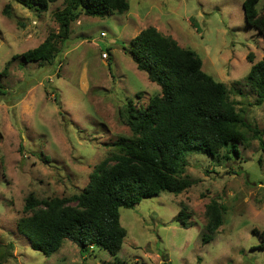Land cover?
<instances>
[{
    "label": "rangeland",
    "instance_id": "374dc122",
    "mask_svg": "<svg viewBox=\"0 0 264 264\" xmlns=\"http://www.w3.org/2000/svg\"><path fill=\"white\" fill-rule=\"evenodd\" d=\"M244 1L128 0L125 14L81 15L49 64L26 63L21 55L59 33L54 13L64 0L44 13L0 0V74L11 62L1 78L7 95L0 98V264H264V249H256L264 246V149L248 132L238 154H186L184 176L193 181L186 192H162L121 209L127 236L117 256L97 247L82 254L69 240L46 256L17 229L31 215L25 211L31 195L40 201L80 195L96 166L117 153L113 144L132 136L120 118L125 104L145 107L161 96L160 86L127 54L149 27L194 50L203 71L226 85L230 101L264 141V103H255L246 83L252 65L264 57V39L247 26ZM257 10L264 12V0ZM212 200L226 213L214 239L204 243ZM182 209L193 227L177 222Z\"/></svg>",
    "mask_w": 264,
    "mask_h": 264
},
{
    "label": "trees",
    "instance_id": "16d2710c",
    "mask_svg": "<svg viewBox=\"0 0 264 264\" xmlns=\"http://www.w3.org/2000/svg\"><path fill=\"white\" fill-rule=\"evenodd\" d=\"M15 1L44 13L59 0ZM259 2L245 0L243 12L247 26L264 39V12H258ZM129 10L128 0H64L63 9L54 13L59 33L50 34L21 58L26 63L53 64L59 54L57 44L69 39L71 26L81 15L103 18ZM127 54L138 70L160 86L162 94L151 98L145 107L138 108L130 100L121 108L120 118L132 136L113 144L117 153L96 166L80 195L44 201L31 195L27 199L25 211L31 215L21 218L17 229L32 249L46 256L57 253L66 240L76 244L82 254L97 247L117 256L127 236L120 222L121 209H131L162 192L180 195L193 186L183 172L186 154L197 152L211 158H217L223 150L238 154L247 132L260 139L264 149L262 132L237 111L226 85L203 71V61L194 50L149 27L130 42ZM248 61L253 62L250 56ZM10 63L0 74V98L7 95L1 78L8 74ZM246 83L256 95L255 103L262 105L264 57L252 65ZM225 213L226 207L216 200L206 206L204 243L214 239ZM176 220L186 229L194 225L186 209ZM1 256L6 260L10 250Z\"/></svg>",
    "mask_w": 264,
    "mask_h": 264
},
{
    "label": "built area",
    "instance_id": "2783aa9c",
    "mask_svg": "<svg viewBox=\"0 0 264 264\" xmlns=\"http://www.w3.org/2000/svg\"><path fill=\"white\" fill-rule=\"evenodd\" d=\"M103 57H104V59H108V54L104 53Z\"/></svg>",
    "mask_w": 264,
    "mask_h": 264
}]
</instances>
